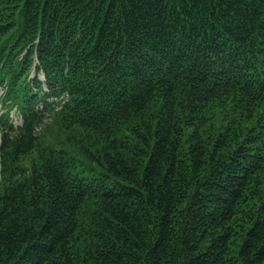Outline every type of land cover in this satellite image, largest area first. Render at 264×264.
Here are the masks:
<instances>
[{
    "label": "trees",
    "instance_id": "obj_1",
    "mask_svg": "<svg viewBox=\"0 0 264 264\" xmlns=\"http://www.w3.org/2000/svg\"><path fill=\"white\" fill-rule=\"evenodd\" d=\"M0 87V264H264V0H0Z\"/></svg>",
    "mask_w": 264,
    "mask_h": 264
},
{
    "label": "rangeland",
    "instance_id": "obj_2",
    "mask_svg": "<svg viewBox=\"0 0 264 264\" xmlns=\"http://www.w3.org/2000/svg\"><path fill=\"white\" fill-rule=\"evenodd\" d=\"M39 77L42 79V74H39ZM6 88L0 87V115L7 112L9 119L11 120L12 124L15 127H19L22 123V118L19 113V111L16 109V106H13L12 108H6L5 102H4V96H5ZM51 101V99H49ZM46 120L49 118L48 114L46 113ZM68 155L71 159V162L73 164L72 170L80 172L83 175H90V174H99L101 173V170L94 168L91 164L86 162L82 157L78 156L75 152L68 149Z\"/></svg>",
    "mask_w": 264,
    "mask_h": 264
}]
</instances>
